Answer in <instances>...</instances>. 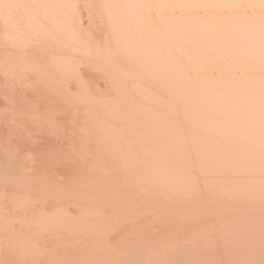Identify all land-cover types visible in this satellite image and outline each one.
Returning <instances> with one entry per match:
<instances>
[{
  "label": "rangeland",
  "instance_id": "obj_1",
  "mask_svg": "<svg viewBox=\"0 0 264 264\" xmlns=\"http://www.w3.org/2000/svg\"><path fill=\"white\" fill-rule=\"evenodd\" d=\"M163 1L149 0L147 10L155 12L152 26L157 32L165 30L168 21L169 87L158 84L154 77L147 96L136 101H118L110 96L90 97L88 102L74 98L44 101L40 117L45 135H52L58 143L59 166L66 164L73 170L76 168L73 166L80 164L91 174L96 167L94 164L99 163L95 158L105 157L104 163L101 161L106 165L101 169H105L103 178L95 181V174L88 176V183L91 181L88 191L98 187L96 183L103 190L118 188L123 182L116 178V164L110 156H123L120 151L132 149L146 157L159 147L154 142L156 136L170 138L171 142L161 147L177 149L181 155V162L172 163L169 159L159 162L161 169L170 171L180 180L172 184L173 190L158 196L145 190H137L136 195L127 192L129 199L123 203L101 192L95 198L90 192L88 207L104 211L98 215L99 220L93 222L91 218L88 223H92L89 225L92 227L103 226L99 230L103 235L100 238L88 232L99 241L83 235L86 232L79 226L83 224L85 207L76 204L72 213L76 230H73L71 242L88 243V264H264V0H167L170 14L166 21L157 13L161 15ZM145 4L144 0H139L140 6ZM26 7L23 13L19 12L22 11L20 7L13 8V14L18 17L12 14L15 25L21 16L24 17ZM81 16L84 18L79 19H82L80 26L82 28L83 24L87 30L90 24L86 23L84 13ZM93 22L94 29L101 27L97 19ZM47 25L45 30L52 26ZM52 27L50 32L44 30L50 37L44 36L46 33L40 29L43 39L39 42L45 43L50 38L46 44L53 41L57 46L59 41L51 39ZM75 61L79 60L72 61L71 66ZM78 64L76 77L78 75L91 87L96 71L90 70L87 64L84 65L88 70L82 68L81 62ZM152 67L158 68L159 64L153 63ZM114 75L115 82L123 76L129 84L139 77L124 71L114 72ZM69 81L75 82L73 78ZM103 83L95 81L99 93H111V88ZM72 86L71 92L77 93L76 85ZM169 109L174 125L170 137L152 133L149 120H140L141 116L154 115L168 123L166 111ZM206 109L213 112L212 116L203 115ZM223 109L227 112L222 113ZM3 114L8 116L9 126L21 129L24 134L20 119L12 109L0 107V116ZM112 121L120 122L121 127ZM138 123L143 129L136 133L134 128ZM7 135L8 138L17 137L10 132ZM115 138H119L120 143H115ZM81 141L85 142L84 148L88 146V152L80 148ZM167 150H163L165 155ZM84 152L89 153L85 156L88 159L82 157ZM75 156L80 160L75 161ZM123 173L128 176L125 171ZM148 178L149 172L137 171L131 186H145ZM234 191L242 193V197L232 196ZM121 193L120 197L124 195L123 191ZM128 201H131L129 206L126 205ZM235 211L246 212L249 217L238 225L248 231L233 239L232 222L220 214ZM7 216L0 206V264H19L17 260L22 259V254L15 251L12 255L10 248L3 244L13 242L9 241L15 239L12 234H22L17 229L19 221L12 227ZM13 256L18 259L14 260Z\"/></svg>",
  "mask_w": 264,
  "mask_h": 264
},
{
  "label": "bare ground",
  "instance_id": "obj_2",
  "mask_svg": "<svg viewBox=\"0 0 264 264\" xmlns=\"http://www.w3.org/2000/svg\"><path fill=\"white\" fill-rule=\"evenodd\" d=\"M144 1L146 4L140 6L139 0H0V107L12 109L25 130L23 134L21 129L8 125L7 115L0 116V206L3 211H6L9 219H5L11 223V225L9 223L10 226L14 227V222L19 221L17 229L22 233L12 234L15 239H21L19 240L21 243H18L17 240L16 243L15 239L12 240L9 237L11 238L9 241L15 243L3 244L10 248L13 252L12 255L15 251L19 252L17 254L20 256L22 254V259L19 260L13 256L19 264H88V243L71 242L73 241L71 240L72 234L75 233L73 230H76L72 220L74 206L80 204L85 207V210L82 211L83 224L79 226L86 232L83 235L89 236L90 234L101 238L103 234L99 230L103 229V224H101L102 227L97 228L89 226L92 223H88V221L91 218L90 221L93 222L99 220V216L104 210L98 207H88L90 204L88 197L93 195L96 198L97 193L101 192L100 194H107L115 201L123 203L124 200L129 199L128 195L126 196L127 192L136 195L137 190H145L158 196L173 190L172 184L180 180V178H174L170 171L161 169L159 162L163 159H169L172 163L181 162V155L177 153V149L161 147L163 144L171 142L170 138L162 139L156 136L154 142L159 147L150 151L146 157L139 156L140 154L132 149L120 151L123 156L120 154L110 156V160L116 164L115 176L123 182L119 186L123 188V193L126 191L125 198L124 195L120 197L122 191L119 186L116 189L103 190V187L96 183L94 185L98 187L88 191L90 190L88 185L91 184L90 179V183H88V176L95 174L94 180L103 178L105 169L102 170L103 172L101 169L106 166L102 164L105 157L100 155L99 158H95L99 163L94 164L96 167L91 174L88 173V170L81 168L83 166L80 164L79 170L78 163H75L77 166L71 165L76 167L73 170L72 167L70 170L66 164L65 167L62 163L59 166L56 158L58 143L55 137L50 134V136L45 135L43 132L40 109L41 103L44 101L57 102L74 98L77 101L88 102L90 97L98 98L100 96L116 97L118 101H136L137 98L147 96L154 77L158 84L169 87L168 21L165 24V30L157 32L152 26L155 12L151 13L150 9L148 11L149 0ZM26 5L29 7L27 8ZM24 6L28 10L25 9L24 17L21 16L15 25L12 16L13 8L18 10L16 7H20L22 11L19 12L23 13ZM161 9V15L157 11L159 18L166 21L170 14L167 0L163 1ZM80 11L86 15L88 21L86 23L90 24V26L88 24L87 30L83 28V24V29L80 26V22L84 18ZM14 16L18 18L16 14ZM16 18L14 19L16 20ZM80 18H82L81 21ZM94 19H97V24L101 25L99 29L92 27L95 23ZM45 22L53 26H51V39L59 41L57 46L53 41L50 42L53 45L46 44L50 40V38L46 39L47 37H44L48 40L45 43L43 40L39 42L43 39L41 35L43 32L46 33L43 34L44 36L49 35L48 37H50V34L47 35L48 32L45 31L50 32L51 27ZM43 24H46L49 29L45 30L46 25ZM40 29L43 30L41 34ZM73 59L79 60L75 61V66H71L74 63ZM80 62L83 69L84 64H87L89 68H92L90 70L96 71L94 74L96 78L91 81V87L85 85L84 81L82 82L83 79L75 75L77 73L75 70L80 66L78 64ZM156 62L159 67H152ZM85 68L87 69V67ZM145 68H147L146 71ZM141 69L142 72H137ZM121 71L139 77L130 84L124 81L123 76H120V79L116 80L118 82H115L114 72ZM70 78H73L75 82L71 83ZM95 81L97 84L103 81L105 86L111 88V93L100 94L95 86L97 85ZM72 84L78 88L77 93L71 92ZM192 111L194 110L189 112ZM226 112V110H222V113ZM212 113L206 109V113L203 115L212 116ZM166 114L169 119L168 123L154 115L141 116L140 120H149L148 125L152 133L167 134L170 137L173 135L174 128L173 113L169 109ZM112 122L118 128L121 127L120 122ZM142 129V124H135L134 131L136 133L142 132ZM7 132L17 137L8 138ZM81 142L79 145L83 144L80 147L82 149L85 142ZM114 142L120 143L119 138H115ZM87 147H83V151L88 152ZM166 149L170 152H167V155L163 151ZM79 151L78 153H80ZM87 155L85 153L82 157L85 158ZM137 171L149 172L150 178L145 186H131L132 177ZM73 177L75 180L77 178L76 182ZM106 182L108 183V181ZM99 187L103 191L98 189ZM231 195L235 198L242 197V193L239 191H234ZM130 202H126V205L129 206ZM99 210L101 211L99 212ZM220 215L232 222L233 239L248 231L238 226L240 222L249 217L246 212H223ZM81 223L82 221L79 224ZM10 233L11 231H9V235ZM79 234H82L81 231ZM90 238L95 240L96 237ZM25 250L29 252L27 253ZM30 252L32 254H29Z\"/></svg>",
  "mask_w": 264,
  "mask_h": 264
}]
</instances>
